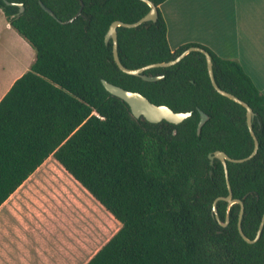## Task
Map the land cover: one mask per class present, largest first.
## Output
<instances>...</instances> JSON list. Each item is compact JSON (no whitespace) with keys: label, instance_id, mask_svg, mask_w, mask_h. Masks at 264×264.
I'll return each mask as SVG.
<instances>
[{"label":"trees","instance_id":"1","mask_svg":"<svg viewBox=\"0 0 264 264\" xmlns=\"http://www.w3.org/2000/svg\"><path fill=\"white\" fill-rule=\"evenodd\" d=\"M5 1L22 4L23 12ZM40 1L62 22L79 10L81 15L61 24L38 0H0L6 21L36 53L30 70L0 101V205L53 155L122 224L87 264H264V226L259 239L247 243L238 231V203L225 227L212 214L214 200L226 197L228 187L221 162L210 164L208 155L245 158L254 140L246 109L213 88L205 56L190 52L173 66L148 69L144 74L163 78L147 82L122 72L112 41L104 40L112 22L145 16L146 3ZM151 1L158 8L155 22L117 28L119 60L134 69L203 48L216 84L252 108L257 153L227 163L232 196L244 204L241 228L252 240L264 216V95L235 60L195 43L172 51L159 10L167 0ZM102 79L191 115L178 125L135 118ZM199 110L208 119L197 134ZM216 208L225 223L227 203L219 200Z\"/></svg>","mask_w":264,"mask_h":264},{"label":"crops","instance_id":"2","mask_svg":"<svg viewBox=\"0 0 264 264\" xmlns=\"http://www.w3.org/2000/svg\"><path fill=\"white\" fill-rule=\"evenodd\" d=\"M165 3V2H164ZM160 7V6H159ZM199 19L195 43L237 61L264 95V0L213 3ZM35 50L6 21L0 9V101L31 68ZM61 168V170H60ZM54 158L41 165L0 205V264H87L122 224Z\"/></svg>","mask_w":264,"mask_h":264},{"label":"water","instance_id":"3","mask_svg":"<svg viewBox=\"0 0 264 264\" xmlns=\"http://www.w3.org/2000/svg\"><path fill=\"white\" fill-rule=\"evenodd\" d=\"M38 1H39V5L41 6V8L46 13H48L51 17H53L54 19L59 21L61 24H68V23L74 21L78 16L81 15V10H79L72 18H70L67 21L62 22V21L58 20L56 15L49 8H47L40 0H38ZM140 1H143L144 3H146L150 8L148 13L145 16H143L141 19H139L138 21L133 22V23L114 21L111 23V25H110V27H109L106 35H105V39H104L105 43H108L110 40L112 41L113 60L116 63L117 67L122 72H124L125 74L133 75V76H139L142 80L147 81V82H154V81H158V80L162 79L163 75H160V76L147 75V74H144V72L146 70L151 69V68H166V67L173 66V65L177 64L178 62H180L190 52H199L205 56L206 64H207V71H208V75H209V78H210V81H211L213 88L220 95H222V96H224L230 100H233L234 102L240 104L241 106H243L246 109L247 127L249 129L250 135L252 136V138L254 140V148H253L252 153L245 158L234 159V158L229 157L226 153H224L222 151H215L213 154H209L208 158L210 160V164H212L215 159L221 162V164L224 168L226 183H227V187H228V195L226 197H218L214 200L213 207H212L213 216L218 220L219 224L222 227H225L228 223V220H229V209H230V207L233 204L238 203L240 205V211H239V216H238L239 234L241 235L243 240H245L247 243H254L259 239L261 231L263 229L264 216L261 220V223L259 225V228H258V231L256 233L255 238L252 240L247 238L244 235L242 228H241V219H242V216L244 213V204L241 200L234 199L232 196V191H231L230 183H229L227 163L228 162L242 163V162H245V161L252 159L256 155L257 150H258V140L256 138V135H255V133L253 131V127H252V121H253V118L255 117V113L253 112L252 108L247 103L240 100L235 95L222 90L216 84L215 79H214V75H213V69H212V66H213L212 58H211L210 54L206 50H204L203 48L195 47V46L189 47L188 49L184 50L180 55H178L176 58H174L168 62H158V63L149 64V65H146V66H143L140 68H134V69L126 68L120 62L119 57H118L117 28L118 27L135 28V27H138L145 22H155L158 18V8L151 0H140ZM5 3L7 5L17 6L19 8L20 13L23 12V10H24V7L22 4L10 3L7 1H5ZM101 83L108 93H110L111 95L123 100L129 106L130 111L135 118L142 117L149 123L157 124V123H160L161 121H166V122H169L171 124L178 125L181 122H183L185 119L190 117V115H191V112H174L168 106L155 105V104L151 103L146 97H144L139 92H133V91L123 89L122 87L114 85V84H112V83H110L104 79L101 80ZM199 113H200V120H199L198 126H197V134H200L202 126L204 125V123L208 119V115H206L204 112L199 110ZM173 133L176 134V131L174 130ZM219 200H223L227 203V214H226L225 223H221L219 221L218 211L216 208V203Z\"/></svg>","mask_w":264,"mask_h":264},{"label":"rangeland","instance_id":"4","mask_svg":"<svg viewBox=\"0 0 264 264\" xmlns=\"http://www.w3.org/2000/svg\"><path fill=\"white\" fill-rule=\"evenodd\" d=\"M221 1L224 2V0H167L160 5L159 10L169 25L171 45L174 47L182 37H194L195 23L199 19L196 14L197 6H201L202 15L205 17L209 14L208 11L212 4L216 3L219 6ZM67 177V180H73L72 177Z\"/></svg>","mask_w":264,"mask_h":264}]
</instances>
